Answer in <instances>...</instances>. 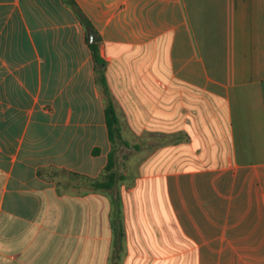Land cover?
Listing matches in <instances>:
<instances>
[{
    "label": "crops",
    "instance_id": "0c3cea01",
    "mask_svg": "<svg viewBox=\"0 0 264 264\" xmlns=\"http://www.w3.org/2000/svg\"><path fill=\"white\" fill-rule=\"evenodd\" d=\"M0 264H264V0H0Z\"/></svg>",
    "mask_w": 264,
    "mask_h": 264
},
{
    "label": "trees",
    "instance_id": "16d2710c",
    "mask_svg": "<svg viewBox=\"0 0 264 264\" xmlns=\"http://www.w3.org/2000/svg\"><path fill=\"white\" fill-rule=\"evenodd\" d=\"M75 12L78 18L80 19L82 25L85 27L87 31V41L90 39V34L94 33V36H95L94 41L92 43L89 42L88 45L91 50L95 66L102 70L105 66V61L99 55L98 43L100 41V38L97 36L92 25L87 20V18L83 15V13L78 8H76ZM103 80H104L103 77H101V82L104 86V92L105 94H107V90L105 88V83ZM105 120H106V127H107V133H108L109 140L111 144L114 145L115 140L120 137V128H119V120L116 115L115 109L109 99L107 100V105L105 109ZM114 164H115L114 151H112L109 154L108 163L106 166V171L108 172L107 180L104 184L100 183L99 184L100 187L105 186L106 189H109L113 186V183L117 179V176L112 172V168L114 167ZM95 186L98 187L97 184H95Z\"/></svg>",
    "mask_w": 264,
    "mask_h": 264
},
{
    "label": "rangeland",
    "instance_id": "374dc122",
    "mask_svg": "<svg viewBox=\"0 0 264 264\" xmlns=\"http://www.w3.org/2000/svg\"><path fill=\"white\" fill-rule=\"evenodd\" d=\"M116 146L119 148H118V154H117V157L115 159V166H114L113 170L116 171V173H118L119 175H122V173L129 171V168H130V166H129V162H130L129 161V152H128V150H125L124 147H121V144H119V143ZM62 175L63 174H59V176H62ZM131 178H132V180H131ZM134 178L135 177H133V176L127 175L126 180L123 181V184L126 185L127 187H129L130 186L129 184L131 183V181H133ZM159 187L160 186L158 185V189H159ZM123 195H125V193H123ZM157 195H158L157 199L161 200L162 195H161L160 191L157 192ZM174 238H175L174 243L176 244L177 243L176 242V235H174ZM171 246H172V244H171Z\"/></svg>",
    "mask_w": 264,
    "mask_h": 264
},
{
    "label": "water",
    "instance_id": "95a60500",
    "mask_svg": "<svg viewBox=\"0 0 264 264\" xmlns=\"http://www.w3.org/2000/svg\"><path fill=\"white\" fill-rule=\"evenodd\" d=\"M93 38H94V34L91 33V34H90V41H91V42H93Z\"/></svg>",
    "mask_w": 264,
    "mask_h": 264
}]
</instances>
